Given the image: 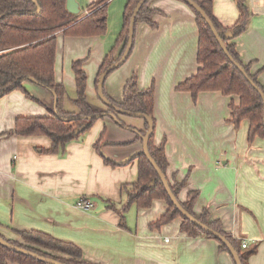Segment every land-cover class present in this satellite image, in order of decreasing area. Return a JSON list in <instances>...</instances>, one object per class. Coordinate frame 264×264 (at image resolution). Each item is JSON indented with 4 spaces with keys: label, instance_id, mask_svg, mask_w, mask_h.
I'll list each match as a JSON object with an SVG mask.
<instances>
[{
    "label": "crops",
    "instance_id": "obj_1",
    "mask_svg": "<svg viewBox=\"0 0 264 264\" xmlns=\"http://www.w3.org/2000/svg\"><path fill=\"white\" fill-rule=\"evenodd\" d=\"M75 1L80 16L97 2ZM127 1H108L104 35H55L54 79L65 88L66 113H78L71 69L77 60H84L88 104L95 111H107L97 97L96 78L122 28ZM211 2L220 25L232 27L237 22L236 0ZM245 6V30L230 42L264 86V0H245ZM148 8L156 11L150 17L155 27L137 24L130 56L106 77L103 91L121 103L123 87L133 74L138 89L153 87V141L156 146L164 142L168 179L186 182L179 200L197 191L194 214L206 210L226 234L241 244L248 241L246 249L255 247L248 264H264V139L248 141L247 120L238 127L231 123L230 105L239 104L238 96L214 91L200 92L193 99L190 93L176 90L200 68L195 16L179 0H150ZM21 88L0 96L2 236L15 240L14 230L40 231L78 246L92 264H234L227 252L219 251L216 241L181 232L179 218L152 227L168 208L163 200H154L146 209L131 206L124 226L118 214L105 208L101 199L119 202L121 185L137 180V161L132 156L142 143H127L143 130L142 119L120 115L122 127L116 117L106 114L86 134L68 142L63 155L48 154L44 150L51 141L45 136L6 134L17 117L47 116L54 110L55 97L48 89L33 79L24 80ZM101 135L98 150L95 144ZM104 157L118 165H106ZM82 198L92 201L91 211L75 207Z\"/></svg>",
    "mask_w": 264,
    "mask_h": 264
},
{
    "label": "trees",
    "instance_id": "obj_2",
    "mask_svg": "<svg viewBox=\"0 0 264 264\" xmlns=\"http://www.w3.org/2000/svg\"><path fill=\"white\" fill-rule=\"evenodd\" d=\"M108 1L97 0V2L88 7V11L83 16H80L79 14L74 15L66 11V0H36V3L31 0H0V93L4 95L14 89L21 90V84L24 80L33 79L38 85L48 89L55 97L54 112L52 111L47 116L17 117L13 128L6 133L7 135L21 137L45 136L50 139L51 146L44 150V152L52 155H63L68 142L80 138L97 120L106 114L108 115V113H112L116 117L117 123L124 127V124L118 119L120 114L114 113L109 109L106 112H98L88 104L86 98V74L82 69L84 60H77L71 64L75 81L74 105L78 113H66L63 110L65 88L62 84H57L54 79L55 35L60 32L64 36L69 37L104 35L106 33ZM138 1H127L123 13L122 28L114 45L107 52L100 65L96 83L100 74L122 55L128 37L129 20ZM179 1L183 2L195 16L198 28L197 63L200 68L196 74L178 84L176 90L190 93L193 99L200 92L214 91H219L224 96H238L239 104L237 106L233 103L230 105L231 123L235 127H238L241 121L247 120L249 123L248 141L252 142L255 137L264 139L263 103L260 95L227 59L203 18L188 3L183 0ZM193 1L211 20L230 56L243 67L250 79L264 94V86L257 82L256 75L250 73V66L244 65L240 61L234 45L230 42L245 30L248 18L245 0H236L239 18L232 27H223L217 22L212 14L211 0ZM149 2L150 0H146L141 5L135 17L134 31L137 24L142 22L148 24L150 27H155V24L150 21V17L156 11L148 8ZM37 6L40 8L38 13H36ZM133 46L134 34L130 54ZM104 96L114 105L125 111L141 113L150 117L154 124V89L153 87L143 90L138 89L136 75L133 74L124 85L121 103L112 101L105 93ZM142 120L144 122L143 130L138 132V137L135 140L127 144L134 143L136 140L142 143L141 136L146 133L148 127L146 120ZM153 138L154 130L148 140V151L162 173L166 176L172 193L176 196L182 207L200 222L225 236L238 253L241 264H248V258L255 253V247L242 249L240 241L226 234L222 230L220 221L210 220V216L206 210L202 211L199 216L194 214L193 205L198 197L197 191H190L185 201L179 200L178 194L186 186V182L185 180L177 182L174 179H168V162L165 155L164 142L156 146L154 145ZM102 140L103 135H101V138L95 144L96 149L99 150ZM103 160L106 165L112 167L118 165L111 159L104 157ZM132 160L137 161L136 182L121 185L119 202L101 199L106 209L118 214L121 226H124L125 214L131 206L146 209L151 206L154 200H163L168 208L151 225L152 227L156 228L179 218L181 220L179 226L181 232L189 237L201 236L206 239H212L218 244L219 251L229 254L227 248L220 241L198 229L177 211L169 199L158 174L142 151L134 155ZM14 231L18 235V238L15 240L7 239L1 234L0 236L15 246L59 262L67 264H92L85 259L82 250L72 243L58 240L40 231ZM8 262L17 264H45L0 245V264H8Z\"/></svg>",
    "mask_w": 264,
    "mask_h": 264
},
{
    "label": "water",
    "instance_id": "obj_3",
    "mask_svg": "<svg viewBox=\"0 0 264 264\" xmlns=\"http://www.w3.org/2000/svg\"><path fill=\"white\" fill-rule=\"evenodd\" d=\"M34 3H36V0H31ZM146 0H139L137 2V4L134 7V10L131 14L130 20H129V26H128V37H127V42H126V46L125 49L122 53V55L120 56V58L114 62L113 64H111L110 66H108L99 76L98 78V82H97V97L98 99L101 101V103L109 110H112L114 113L120 114V115H124V116H129V117H133V118H140V119H144L147 122V131L146 133L141 136V142H142V147L141 150L143 152V154L145 155L146 159L148 160V162L150 163V165L154 168V170L156 171V173L158 174L159 179L162 182V185L169 197V199L171 200L172 204L175 206V208L177 209V211L187 220H189L191 223H193L198 229H200L201 231L210 234L211 236H213L215 239H217L218 241H220L228 250L229 254L231 255L234 264H241L240 258L238 256V253L236 252V250L234 249V247L230 244V242L227 240V238L225 236H223L222 234H220L219 232L211 229L210 227H208L206 224L200 222L197 218H195L193 215H191L190 213H188L183 207L182 205L179 203V201L177 200L176 196L172 193L168 181L166 179V176L162 173V171L160 170V168L158 167V165L155 163V161L153 160V158L151 157L149 151H148V140L150 138V135L152 134L153 130H154V124L153 121L150 117L141 114V113H133V112H129V111H125L119 107H117L116 105H114L112 102H110L105 96H104V91H103V85H104V81L107 77V75L114 71L116 68L120 67L129 57L130 51H131V46H132V39H133V34H134V22H135V17L141 7V5L145 2ZM186 3H188L202 18L203 20L207 23L208 27L210 28L212 34L214 35L218 45L220 46L221 50L223 51V53L225 54V56L227 57V59L231 62V64H233L237 70L241 73V75L245 78V80L249 83V85L260 95L262 103H263V125H264V94L263 92L259 89V87L250 79V77L248 76V74L245 72V70L243 69V67L238 64L228 53L222 39L219 37V35L217 34L211 20L208 18V16L203 12V10L193 1V0H183ZM65 9L67 12H69L70 14H74V15H78L80 12V9L78 7V3L75 0H66L65 2ZM40 11V8L37 6V11L36 13H38ZM3 93H0V96H2ZM55 107V104H54ZM54 112V111H53ZM110 116H112L113 118H115V116L112 113H108ZM138 153V152H137ZM136 153V154H137ZM134 154V155H136ZM133 155V156H134ZM132 156V157H133ZM0 245L4 246L5 248L28 256L30 258H33L35 260H38L40 262H43L45 264H67V263H63V262H59L57 260H54L52 258L49 257H44L41 256L37 253H34L32 251L20 248L18 246H15L11 243H9L8 241H6L4 238H2L0 236Z\"/></svg>",
    "mask_w": 264,
    "mask_h": 264
},
{
    "label": "built area",
    "instance_id": "obj_4",
    "mask_svg": "<svg viewBox=\"0 0 264 264\" xmlns=\"http://www.w3.org/2000/svg\"><path fill=\"white\" fill-rule=\"evenodd\" d=\"M75 207L81 211L88 212V211H91L93 209L94 205H93L92 201H90L89 199L82 198V199H79L76 201ZM241 247L243 249L247 248L248 247V241H243L241 244Z\"/></svg>",
    "mask_w": 264,
    "mask_h": 264
},
{
    "label": "rangeland",
    "instance_id": "obj_5",
    "mask_svg": "<svg viewBox=\"0 0 264 264\" xmlns=\"http://www.w3.org/2000/svg\"><path fill=\"white\" fill-rule=\"evenodd\" d=\"M87 132H88V131H87ZM87 132H86V133H87ZM86 133H85V134H86Z\"/></svg>",
    "mask_w": 264,
    "mask_h": 264
}]
</instances>
